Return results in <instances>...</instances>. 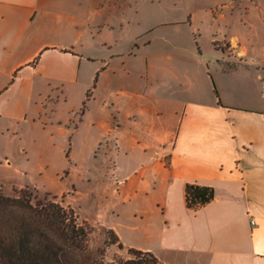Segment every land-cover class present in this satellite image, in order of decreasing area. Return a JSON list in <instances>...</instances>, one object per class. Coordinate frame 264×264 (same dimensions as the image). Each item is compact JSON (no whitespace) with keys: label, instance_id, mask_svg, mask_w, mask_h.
<instances>
[{"label":"crops","instance_id":"obj_1","mask_svg":"<svg viewBox=\"0 0 264 264\" xmlns=\"http://www.w3.org/2000/svg\"><path fill=\"white\" fill-rule=\"evenodd\" d=\"M147 4L148 0H0V132L26 129L30 135L47 130L43 116L52 100L41 98L43 82L64 95L66 84L88 77L90 81V75L103 67L107 73L121 70L124 77L137 78V72H144L157 86L163 84L161 72L150 68L152 46L143 63L133 49L135 37L97 68L85 50L95 23L119 32L118 27L134 26V15L141 9L148 15ZM123 11L128 12L124 17ZM102 15L106 22L101 24ZM145 23L151 30V23ZM258 24L264 25V17ZM112 32L104 35L103 43L108 44ZM97 35L101 37V29L92 33ZM226 47L214 54L209 76L201 62L191 88L183 87V108L171 147L147 168L146 185L157 189L158 221L152 226L160 235L158 255L147 250L166 263V254L173 252L185 256L180 264H264V45L249 46L248 40L232 34ZM127 89L119 91L127 94ZM63 122L60 117L53 126ZM54 128L63 135L71 131ZM188 184L213 188L214 198L190 208Z\"/></svg>","mask_w":264,"mask_h":264},{"label":"rangeland","instance_id":"obj_2","mask_svg":"<svg viewBox=\"0 0 264 264\" xmlns=\"http://www.w3.org/2000/svg\"><path fill=\"white\" fill-rule=\"evenodd\" d=\"M147 5L148 15L141 9L134 26L118 27L119 32L95 23L85 50L97 68L135 37L133 49L143 63L152 46L150 68L161 72L163 84L157 86L144 72L124 77L121 70L107 73L103 67L90 81L66 84L64 95L43 82L41 98L52 100L43 116L47 130L30 135L26 129L0 132V190L9 196L27 190L34 203L56 201L75 208L82 220L98 228L115 229L126 248L111 247L110 255H126L129 247L159 251L160 235L152 226L158 221L157 189L146 185L147 168L171 147L183 87L191 88L200 63L208 75L214 54L227 48L232 34L248 40L249 46L264 45V25L258 24L264 0H148ZM104 19L102 15L99 22ZM144 23H151V30ZM99 29L101 37L92 36ZM108 31L115 35L105 44L102 38ZM151 39L153 44L146 45ZM123 86L127 94L120 93ZM60 117L63 125L54 126L71 130L64 135L53 126ZM102 240L96 231L92 243ZM166 256L169 261L159 259V264H180L185 257L173 252Z\"/></svg>","mask_w":264,"mask_h":264},{"label":"trees","instance_id":"obj_3","mask_svg":"<svg viewBox=\"0 0 264 264\" xmlns=\"http://www.w3.org/2000/svg\"><path fill=\"white\" fill-rule=\"evenodd\" d=\"M213 198L209 186H186L190 208ZM96 231L103 234L98 245L92 243ZM114 246L126 248L114 229L82 220L71 206L34 203L31 193L23 189L15 196L0 190V264H159L152 251L133 247L127 248L126 255L116 251L110 255Z\"/></svg>","mask_w":264,"mask_h":264}]
</instances>
